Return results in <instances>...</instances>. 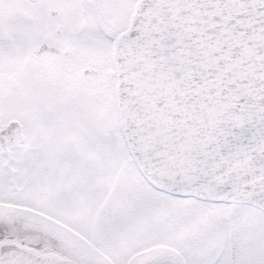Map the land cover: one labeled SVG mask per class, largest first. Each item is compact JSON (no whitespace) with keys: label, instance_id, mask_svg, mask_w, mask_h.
<instances>
[{"label":"snow or ice","instance_id":"1","mask_svg":"<svg viewBox=\"0 0 264 264\" xmlns=\"http://www.w3.org/2000/svg\"><path fill=\"white\" fill-rule=\"evenodd\" d=\"M0 264H264V0H0Z\"/></svg>","mask_w":264,"mask_h":264}]
</instances>
